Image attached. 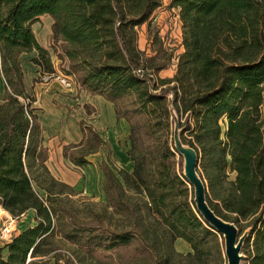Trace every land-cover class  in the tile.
<instances>
[{
    "label": "trees",
    "instance_id": "1",
    "mask_svg": "<svg viewBox=\"0 0 264 264\" xmlns=\"http://www.w3.org/2000/svg\"><path fill=\"white\" fill-rule=\"evenodd\" d=\"M164 1L0 0V208L13 218L35 212L34 227L0 246V264H48L57 237L104 264H226L222 234L196 208L181 146L196 157L209 210L237 240L246 234L243 264H264V0H168L181 24L178 56L151 27ZM44 16L65 75L127 126L131 172L99 167L109 220L81 223L53 203L65 185L46 168L20 65L35 52L31 63L54 73L32 30ZM143 25L149 56L137 44ZM173 61L174 75L159 77ZM79 130V144L62 154L83 169L102 140L82 121ZM176 241L190 252H176Z\"/></svg>",
    "mask_w": 264,
    "mask_h": 264
},
{
    "label": "rangeland",
    "instance_id": "2",
    "mask_svg": "<svg viewBox=\"0 0 264 264\" xmlns=\"http://www.w3.org/2000/svg\"><path fill=\"white\" fill-rule=\"evenodd\" d=\"M169 1L155 11L151 21V27L157 33L162 45L167 50H172L175 56L182 51L181 24L177 18V11L169 9ZM34 35L50 53L54 67V75H65L67 66L58 57L59 45L51 39L49 19L43 17L34 25ZM137 44L140 51L151 55V41L148 37V29L143 25L138 29ZM32 54L23 55L20 60L25 86V101L34 100L31 108L38 116V122L42 130L43 147L47 150L46 168L50 176L61 184L64 189L54 188V192L61 191L62 195L53 199L55 207L66 209L74 214L78 221L87 222L94 214H103L110 219V210L105 209V201L102 192L103 176L99 167L105 164L115 173L118 170L131 172V164L126 156L129 149L124 125L115 122L114 110L111 104L99 97L86 94L76 83L70 90L62 88L58 82L50 77L52 74L43 72L42 69L31 63ZM176 61L165 71L159 74L161 78H170L174 75ZM26 84V85H25ZM264 109V106H263ZM90 126L102 140V145L95 154L86 157L89 165L83 169L73 167L64 159L63 148L69 145H77L81 141L79 122ZM178 151L183 156L184 174L186 175L187 153L185 147H179ZM194 176L197 177L196 168ZM233 175L229 176L232 180ZM43 195V193H40ZM128 197L133 199L131 194ZM1 216V211H0ZM111 222L116 223L113 217ZM31 224V217L19 218L16 224V232ZM224 236V235H223ZM244 234L240 240L245 238ZM235 243V248L238 243ZM56 252L54 258L48 264H104V259H91L85 252L79 251L72 244L55 239ZM1 246V245H0ZM176 252L186 254L190 252L188 245L182 241L174 243ZM224 256L226 264V247L224 240ZM243 264V256L239 254Z\"/></svg>",
    "mask_w": 264,
    "mask_h": 264
},
{
    "label": "water",
    "instance_id": "3",
    "mask_svg": "<svg viewBox=\"0 0 264 264\" xmlns=\"http://www.w3.org/2000/svg\"><path fill=\"white\" fill-rule=\"evenodd\" d=\"M188 154V153H187ZM189 154L191 155V166L189 168L186 167V179L189 181V183L194 188V202L196 204L197 210L200 212V214L203 216L204 220L208 222L216 231H218L220 234H222L224 240H225V247H226V257L228 264H239L240 262V249L242 246L243 240H240L237 247L235 248V243L238 242L237 240V230L236 228L226 223L219 218H217L207 207L205 203V190L204 186L199 179V177L194 176V170L196 168V157L194 153L189 151ZM188 156V155H187ZM188 158V157H187Z\"/></svg>",
    "mask_w": 264,
    "mask_h": 264
},
{
    "label": "built area",
    "instance_id": "4",
    "mask_svg": "<svg viewBox=\"0 0 264 264\" xmlns=\"http://www.w3.org/2000/svg\"><path fill=\"white\" fill-rule=\"evenodd\" d=\"M177 18H179L178 15ZM50 77L54 78L58 82V84L66 90H70V88H72L73 86V83L75 84V81L72 76L52 74ZM18 219L19 218H13L10 215H4V213L1 212V216H0L1 246L9 244L13 240L16 232L15 228Z\"/></svg>",
    "mask_w": 264,
    "mask_h": 264
},
{
    "label": "crops",
    "instance_id": "5",
    "mask_svg": "<svg viewBox=\"0 0 264 264\" xmlns=\"http://www.w3.org/2000/svg\"><path fill=\"white\" fill-rule=\"evenodd\" d=\"M44 17H47V19H49V27H51V24H52V21H51V19L48 17V16H44ZM43 17H41L40 19H42ZM35 25V24H34ZM34 25L32 26V30H33V33H34ZM50 33H51V31H50ZM37 39V38H36ZM38 42H39V40H37ZM39 44L43 47V48H45L46 50H47V48L45 47V46H43L40 42H39ZM33 56H32V58H34V57H36V53L35 52H33V53H31ZM63 64L64 65H66L67 66V68H68V61H64L63 62ZM26 85V84H25ZM114 118H115V116H114ZM115 122H116V120H115ZM119 123H121L122 125H124V128H125V130H126V134H127V126H126V124L123 122V121H120ZM130 163V162H129ZM131 164V163H130ZM0 211L2 212V213H4V215H9L8 213H6L4 210H2L1 208H0ZM23 218H27V217H31V224L28 226L29 228H32V227H34L35 226V212L34 211H29V212H27L25 215H23L22 216ZM21 217V218H22ZM27 229V227H25V228H23V229H19L18 231H17V234H19V233H21L22 231H24V230H26Z\"/></svg>",
    "mask_w": 264,
    "mask_h": 264
},
{
    "label": "bare ground",
    "instance_id": "6",
    "mask_svg": "<svg viewBox=\"0 0 264 264\" xmlns=\"http://www.w3.org/2000/svg\"><path fill=\"white\" fill-rule=\"evenodd\" d=\"M190 158H191V155L188 153V158H187V161H186V166H187V168H189V167L191 166V164H192Z\"/></svg>",
    "mask_w": 264,
    "mask_h": 264
}]
</instances>
